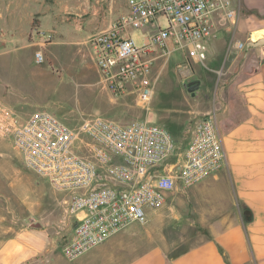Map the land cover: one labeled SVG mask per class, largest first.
Masks as SVG:
<instances>
[{
    "label": "built area",
    "instance_id": "obj_1",
    "mask_svg": "<svg viewBox=\"0 0 264 264\" xmlns=\"http://www.w3.org/2000/svg\"><path fill=\"white\" fill-rule=\"evenodd\" d=\"M126 10L84 42L100 73V86L115 99L151 102L160 71L178 51L202 64L218 26L236 28L231 0H125ZM142 33L137 45L133 32ZM246 41H236L241 52ZM33 58L45 61L42 47ZM221 72L217 76H221ZM0 140H8L22 163L53 192L72 224L61 252L74 261L132 224L147 222L170 193L214 176L227 164L216 114L194 122L185 146L165 127L146 119L119 123L91 117L69 127L47 111L21 117L0 100ZM179 145V146H178Z\"/></svg>",
    "mask_w": 264,
    "mask_h": 264
},
{
    "label": "crops",
    "instance_id": "obj_2",
    "mask_svg": "<svg viewBox=\"0 0 264 264\" xmlns=\"http://www.w3.org/2000/svg\"><path fill=\"white\" fill-rule=\"evenodd\" d=\"M231 1L240 12L236 41L264 39V0ZM229 28L218 26L206 43L207 60L213 66L205 64L206 69L222 74L215 104L193 121L215 112L225 168L170 193L160 209L147 211L148 228H141L145 223L132 224L74 260L75 264H264V45L237 52L235 41L230 49ZM24 35L16 31L3 41L13 45ZM26 36L30 38L31 33ZM39 42H32V47ZM195 84L198 88L199 83ZM106 93L112 106L105 118L118 120L127 105L121 102L126 100ZM177 206L184 209L179 216L172 214ZM61 217L57 233L70 221L63 211ZM170 217V222L181 225L166 231L170 222L164 219ZM29 222L0 245V264H59L57 254L62 246L59 249L57 237L47 224L35 219Z\"/></svg>",
    "mask_w": 264,
    "mask_h": 264
},
{
    "label": "rangeland",
    "instance_id": "obj_3",
    "mask_svg": "<svg viewBox=\"0 0 264 264\" xmlns=\"http://www.w3.org/2000/svg\"><path fill=\"white\" fill-rule=\"evenodd\" d=\"M125 10V0H0V99L22 117L47 111L69 127L91 117H108L112 105L98 84L101 76L88 47L81 41L105 29ZM88 20H93V25L89 26ZM229 29L233 49L240 30ZM16 31L25 33V38L13 45L3 41ZM29 32L31 39L26 36ZM132 36L138 46L142 44V33L134 31ZM39 39L46 43L42 47V64L34 62L33 49L39 47L31 45ZM50 41L52 44L46 47ZM205 64L212 66L207 59ZM209 69L187 61L178 51L166 63L157 60L153 71L160 74L149 105H136L132 98H125L121 103L127 104L126 110L120 119H111L119 123L135 118L157 123L168 129L179 145L185 146L197 115L207 106L212 107L217 99L221 77ZM193 80L199 86L188 92L187 84ZM59 199V194L24 166L10 141L0 140V245L35 219L47 224L60 249L71 235L72 224L69 221L57 233L62 218ZM181 212L184 209L177 206L172 214L179 216ZM170 218L164 220L170 222ZM149 222L147 218L141 228L151 226ZM180 225L178 221L170 222L171 229L166 231ZM169 234L166 235L173 239L174 235ZM57 256L59 264H75L64 259L61 251Z\"/></svg>",
    "mask_w": 264,
    "mask_h": 264
},
{
    "label": "water",
    "instance_id": "obj_4",
    "mask_svg": "<svg viewBox=\"0 0 264 264\" xmlns=\"http://www.w3.org/2000/svg\"><path fill=\"white\" fill-rule=\"evenodd\" d=\"M264 45V39H260V40H257V41H248L246 43V49L248 48H255V47H259V46H262ZM197 84H195L194 82H190L187 84V90L188 92H193L196 90V87Z\"/></svg>",
    "mask_w": 264,
    "mask_h": 264
},
{
    "label": "trees",
    "instance_id": "obj_5",
    "mask_svg": "<svg viewBox=\"0 0 264 264\" xmlns=\"http://www.w3.org/2000/svg\"><path fill=\"white\" fill-rule=\"evenodd\" d=\"M178 143V142H177ZM179 144V143H178Z\"/></svg>",
    "mask_w": 264,
    "mask_h": 264
}]
</instances>
